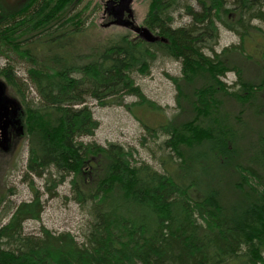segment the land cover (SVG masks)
I'll return each instance as SVG.
<instances>
[{"label":"trees","instance_id":"16d2710c","mask_svg":"<svg viewBox=\"0 0 264 264\" xmlns=\"http://www.w3.org/2000/svg\"><path fill=\"white\" fill-rule=\"evenodd\" d=\"M181 1L156 0L147 21L158 25L167 41L123 35L91 46L86 55L77 54L85 35L80 14L62 16L63 11L45 7L0 26L1 51L27 63L39 97L36 105L24 108L8 87L21 105V134L26 133L25 123L30 132L34 127L28 171L38 176L52 166L74 171L73 189L90 205L93 217L81 243L68 233L25 235L23 223L43 211L36 194L0 227V264H264V144L240 164V182L235 183L227 177L231 159L219 165L216 160L230 144L221 135L224 120L214 115L222 101L218 93L253 107L264 92V75L258 83L245 80L234 61L236 54L249 59L245 42L252 29L264 34L251 24L256 19L264 24V0H198L199 9L185 6L192 23L172 31V12ZM219 23L237 33L241 43L216 51ZM104 26L119 25L108 21ZM161 55L181 60L182 77L171 78L179 92L177 104L182 114L190 106L194 110L191 120L179 124L175 115L160 127L167 133L164 145L172 151L171 159H179L174 169L165 167L164 172L149 164L131 165L130 153L121 145L104 148L82 141L99 127L88 98L121 104L126 94L141 96L131 74H147ZM231 70L237 73L234 86L239 90L230 91L221 80ZM3 74L6 83H15L12 68ZM196 78L204 85L193 90L197 98L185 105L182 97ZM177 138L187 143V154ZM207 143L210 148L201 151ZM233 150L227 151L229 157ZM100 162H106L105 174L94 190L90 179L101 170ZM114 195L124 203L113 204Z\"/></svg>","mask_w":264,"mask_h":264},{"label":"rangeland","instance_id":"374dc122","mask_svg":"<svg viewBox=\"0 0 264 264\" xmlns=\"http://www.w3.org/2000/svg\"><path fill=\"white\" fill-rule=\"evenodd\" d=\"M35 1L32 0L29 5H25L19 10V18L23 13L33 9L32 4ZM72 1L53 0L51 2L54 3L48 5H44L41 1L36 9L50 7L51 11H63L62 16L70 15L69 17H71L74 14L82 16L84 19L82 28L85 30V35H82L81 41L78 42V55L81 54L80 52H83L82 55H86L91 46L106 42L108 39L122 38L123 35H128L130 38L135 37L136 34L126 27H105L104 24L108 22V16L105 15L104 9L93 8L96 7L95 4L98 0H89L90 4L87 0L83 1L79 7H72ZM155 2L156 0H135L133 2L138 23H147ZM86 5L92 7L85 8ZM187 5L199 9L198 0H182L180 7L172 12L174 23L178 26H183L191 21V16L185 10ZM16 18L17 16L14 19L10 18L5 24L17 20ZM251 24L252 27L264 29L263 22L258 19L253 20ZM218 25L220 35L218 44L215 45L216 51L221 52L229 46L241 43L237 33L228 30L220 23ZM251 33V38L245 42L249 59H243L236 54L234 61L240 66L242 77L245 80L258 83L264 75L261 66V64L264 65V34L255 29H252ZM206 52L210 54V51ZM8 67L12 68L16 75L14 84L7 83L9 93L17 97L24 108L36 105L39 102V97L28 78L27 63L15 54H5L0 47V77L5 81L3 72ZM182 67L181 60L161 55L152 63L147 74H141L138 71L131 74L134 84L141 90L143 98L132 93L126 94L121 104H104L97 99L88 98V106L94 118L99 121V127L93 135L84 136L82 141L96 143L104 148H107L111 143L121 145L130 153L127 159L131 165L149 164L161 172L165 171V167L174 169L179 159L175 155L171 159L169 154L172 151L164 145L168 138L167 133L164 128L160 127L175 115L176 122L179 124L191 120L194 115L191 106L182 114L177 104L179 92L171 78L182 77ZM237 79L238 76L234 70L226 72L221 77V80L230 86V91L239 90L238 86H234ZM191 84L187 85L185 96L182 97L185 105L188 101L197 98L196 92L193 90H198L204 85L200 78H196ZM218 95L222 101L214 115L218 113L224 120V133L222 132L221 135H223L225 143L230 144L229 148L235 150L232 151L234 155L232 154L231 157L227 153L229 148V150L225 149L219 152L216 160L219 165L223 159L229 161L231 159V166L226 167L227 177H230L235 183H239L238 177L241 174L238 167L240 164H244L250 156L256 155L264 144V92L261 89L258 95L259 99H255L257 105L253 107L248 103L241 105V101L223 93H218ZM246 95L247 93L244 96ZM243 99L246 98L243 97ZM147 101L152 104L149 105ZM213 116L210 117L213 118ZM209 122L212 125L213 120L209 119ZM25 126L26 133L22 136L17 148L6 155H0V227L9 222L18 205L31 201L38 194L43 211L39 218L28 219L23 223L24 234L40 237L46 232L53 235L68 233L81 243L89 232L93 217L90 213V205L80 201L76 190L73 189V180L76 174L74 171L69 173L66 170L64 172L55 166L47 169L41 176L29 172L27 161L34 127L30 132L29 125L25 123ZM175 141L180 146L182 145L184 153L187 154L190 151L189 147L185 145L187 143L184 139L177 138ZM209 145L210 143H207L201 151L210 148ZM196 153L199 151L197 150ZM165 162H167L166 165ZM105 163H99L101 170L95 172L92 177L93 181L90 179L89 188L93 187L95 190V183L102 182ZM64 176L65 180L62 181L61 177ZM235 195H237L236 192ZM110 200L116 205L124 203V200L119 199L117 195H114V198ZM125 209L124 207V212H126ZM142 212L145 211L142 210Z\"/></svg>","mask_w":264,"mask_h":264},{"label":"flooded vegetation","instance_id":"af4514ba","mask_svg":"<svg viewBox=\"0 0 264 264\" xmlns=\"http://www.w3.org/2000/svg\"><path fill=\"white\" fill-rule=\"evenodd\" d=\"M41 1H43L44 5L47 4V1H48V4L54 3V2H51V0H36L32 4V8H33L32 10H36V8H38V6L41 4ZM83 1H86V0H73L71 6L72 7L73 6L79 7ZM87 1H88V4H90L89 0H87ZM134 1L135 0H130V2L128 4L129 11L126 14V17L131 18L132 15H133L132 18H133L135 24H138V25H141V26H146L155 35H157L159 37H165L163 35V33H162L163 31L160 29V27H158V25H152L151 26V25H148L147 23L144 24V22L138 23L137 18H136V14H135L134 8H133V2ZM30 2H32V0H0V23H1L0 25H4L6 21H8L10 18L14 19V17H16V16H17V18H16L17 20H12V22L19 21V16H18V14L20 13L19 10H21L25 5H29ZM110 2H114L115 5H119L120 3L125 4L126 0H98V2L95 4L96 7H93V8L94 9L103 8L104 11H105V15L108 16V21L111 22V21H114L116 18L114 16V14L109 13L107 11L108 10V5H109ZM91 7H88L87 5L85 6V8H91ZM192 20H193V18L191 16V21L186 23L183 26L190 25L192 23ZM37 23L41 24V23H43V21H39ZM14 26H17V25L14 24ZM169 26H170V29L172 31H175L179 27H182V26L176 25L174 23V21ZM14 28H16V27H14ZM126 28H128L129 30H131L132 32H134L136 34L135 38L143 39L142 37H140L136 33L134 28H132V27H126ZM201 39L205 40V36H202ZM2 125H3V121L0 122V155L1 154L6 155V154H8L10 152H13L17 148L18 143L21 141L23 135L21 134L22 131H20V127L21 126L19 124L15 123V122H10V124L8 125V131L7 132H5L2 129Z\"/></svg>","mask_w":264,"mask_h":264},{"label":"water","instance_id":"95a60500","mask_svg":"<svg viewBox=\"0 0 264 264\" xmlns=\"http://www.w3.org/2000/svg\"><path fill=\"white\" fill-rule=\"evenodd\" d=\"M129 2L130 0H126L125 4L118 3L119 5H115L114 2L109 3L107 11L114 14L116 18L110 23H115L124 27H132L140 37L148 42H155L159 39L167 41L166 38L155 35L148 27L135 24L132 14V19L126 17V14L129 11ZM21 111L20 102L8 93L7 83L0 78V122L3 121L2 129L5 132L8 131V125L10 122L19 124L21 126L20 131L23 132V126L20 118Z\"/></svg>","mask_w":264,"mask_h":264}]
</instances>
